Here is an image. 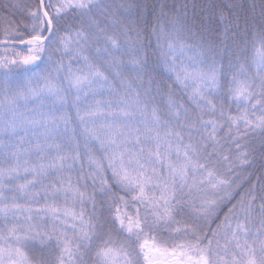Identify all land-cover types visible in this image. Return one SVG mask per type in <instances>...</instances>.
<instances>
[{"label": "snow or ice", "instance_id": "6c2138e0", "mask_svg": "<svg viewBox=\"0 0 264 264\" xmlns=\"http://www.w3.org/2000/svg\"><path fill=\"white\" fill-rule=\"evenodd\" d=\"M0 264H264V0H0Z\"/></svg>", "mask_w": 264, "mask_h": 264}, {"label": "trees", "instance_id": "16d2710c", "mask_svg": "<svg viewBox=\"0 0 264 264\" xmlns=\"http://www.w3.org/2000/svg\"><path fill=\"white\" fill-rule=\"evenodd\" d=\"M152 2H159V0H152ZM202 3H207L209 0H201ZM214 3L218 4H226L229 2V0H212ZM235 3L241 4V5H246V4H251L253 0H234ZM257 4H259V0H255Z\"/></svg>", "mask_w": 264, "mask_h": 264}]
</instances>
